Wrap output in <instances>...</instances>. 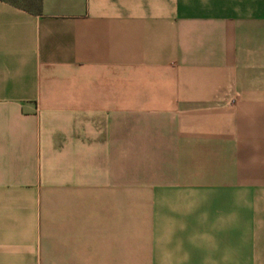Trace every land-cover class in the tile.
Returning <instances> with one entry per match:
<instances>
[{
	"label": "crops",
	"instance_id": "obj_1",
	"mask_svg": "<svg viewBox=\"0 0 264 264\" xmlns=\"http://www.w3.org/2000/svg\"><path fill=\"white\" fill-rule=\"evenodd\" d=\"M0 264H264V0H0Z\"/></svg>",
	"mask_w": 264,
	"mask_h": 264
}]
</instances>
